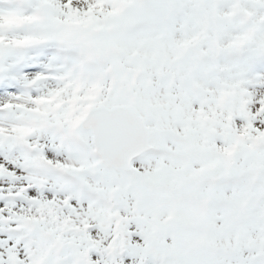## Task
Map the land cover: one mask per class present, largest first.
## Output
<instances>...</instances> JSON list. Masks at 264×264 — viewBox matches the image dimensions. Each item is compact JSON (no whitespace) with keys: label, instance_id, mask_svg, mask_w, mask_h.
I'll list each match as a JSON object with an SVG mask.
<instances>
[{"label":"snow or ice","instance_id":"1","mask_svg":"<svg viewBox=\"0 0 264 264\" xmlns=\"http://www.w3.org/2000/svg\"><path fill=\"white\" fill-rule=\"evenodd\" d=\"M0 264H264V0H0Z\"/></svg>","mask_w":264,"mask_h":264}]
</instances>
